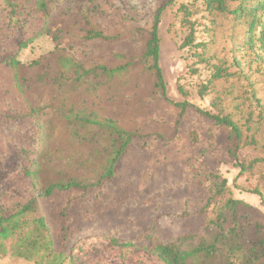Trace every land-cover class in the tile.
Instances as JSON below:
<instances>
[{
    "label": "trees",
    "instance_id": "16d2710c",
    "mask_svg": "<svg viewBox=\"0 0 264 264\" xmlns=\"http://www.w3.org/2000/svg\"><path fill=\"white\" fill-rule=\"evenodd\" d=\"M92 3L80 13L88 26L85 40L117 42V36L89 21L99 14L97 4ZM58 5L57 0L38 2V11L45 18L41 35H50L46 22L51 16L49 11ZM130 8L136 11V7ZM166 9L175 11L174 24L181 34L179 49L184 53L188 76L198 81L196 95L201 99L211 95L208 110L187 101L174 103L166 97L158 38V26ZM133 32L135 38L143 40V51L136 61L111 54L119 60L116 64L109 60L86 64L56 47L27 65L15 56L7 62L16 92L26 106V117L36 127V139L35 156L23 169L33 196L13 213L0 215V255L10 254L37 264H71L72 254L59 251L54 245L40 200L55 192L102 186L113 178L115 164L133 140L147 136L121 124L115 114L100 112L101 101L109 94L116 103L117 86L130 79L135 66L141 65L143 72L150 73L154 93L177 109L175 124H179L188 108L212 120L207 132L208 149L201 150L200 157L214 149V132L225 129L232 141L229 155L238 175L255 176L264 184V0H164L152 21ZM28 47L29 41L19 42L20 50ZM257 85L261 86L260 91ZM181 89L178 88L184 96ZM184 140L195 147L200 135L189 130L174 136L169 145H179ZM186 162L192 170L186 171L190 188L194 192L204 189L202 230L183 233L169 241L146 232L145 242L139 246L134 240L121 242L113 230L108 235L111 245L141 247L159 264H264V224L254 218L253 206L236 198L226 178L207 172L195 156H188ZM200 175L204 180L197 181ZM203 182L207 184L202 185ZM249 193L258 196L264 207L259 189L255 187ZM70 206L68 199L63 212ZM182 215H187V209Z\"/></svg>",
    "mask_w": 264,
    "mask_h": 264
},
{
    "label": "rangeland",
    "instance_id": "374dc122",
    "mask_svg": "<svg viewBox=\"0 0 264 264\" xmlns=\"http://www.w3.org/2000/svg\"><path fill=\"white\" fill-rule=\"evenodd\" d=\"M40 0H0V215L7 216L32 196L30 180L23 169L35 156L36 127L26 117V106L16 92L13 74L7 62L16 57L27 65L56 47L64 49L78 60L116 64L111 54L125 55L137 60L143 51V40L135 38L133 30L145 27L164 0H57L58 8L50 12L46 25L50 35H41L45 18L38 11ZM94 2L99 14L90 18L92 25L119 38L105 43L84 38L88 28L80 15ZM180 0H178V3ZM128 6V9L126 8ZM134 6L135 12L130 11ZM50 9V8H49ZM174 9H166L158 26L159 67L163 76L166 97L174 103L187 101L209 109L211 95L201 99L196 95V77L186 71L184 53L180 51L181 34L174 21ZM131 18V19H128ZM174 24V25H173ZM173 25V26H172ZM59 30V32H58ZM55 36V41L52 40ZM29 41L27 50L19 42ZM202 74L201 79L204 78ZM129 80L121 81L115 101L109 94L101 101L102 114H115L124 126L147 135L135 138L114 166V176L99 187L87 191L71 190L50 198H42V211L59 251L72 254L71 264H159L141 247L112 246L108 235L117 231L122 242L134 240L142 245L146 232L155 233L162 241L187 233L200 232L204 216L203 190L190 188L186 158L195 156L207 172L226 178L236 198L246 200L254 209V218L264 224V207L259 197L249 193L255 187L264 197L263 183L257 177L238 175L234 159L229 155L232 141L225 129L214 132V149L202 158L201 150L208 149V128L212 120L188 108L175 124L177 109L154 93L153 77L135 66ZM184 92V96L178 88ZM260 91L261 86L257 85ZM258 91V92H259ZM196 130L200 142L191 147L184 140L170 144L174 136ZM159 134L164 139H159ZM186 136H184L185 138ZM28 154V155H26ZM187 180V181H186ZM198 180H204L200 175ZM203 182L202 185H206ZM197 194V195H195ZM69 209L63 212L66 200ZM187 201V203H186ZM187 209V215H182ZM0 264H37L7 254L0 255ZM68 264V263H66Z\"/></svg>",
    "mask_w": 264,
    "mask_h": 264
}]
</instances>
